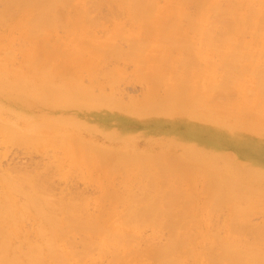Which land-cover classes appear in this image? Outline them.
I'll use <instances>...</instances> for the list:
<instances>
[{"label":"bare ground","instance_id":"6f19581e","mask_svg":"<svg viewBox=\"0 0 264 264\" xmlns=\"http://www.w3.org/2000/svg\"><path fill=\"white\" fill-rule=\"evenodd\" d=\"M87 1L88 0H0V5L2 4V6H4L3 9L0 10L1 24L3 23L5 26L11 21L10 23L12 26L14 25L16 28L22 27L24 40L27 41H25L27 45L25 51L27 55H29L25 63L28 66L34 65L33 69L29 70V72H34L39 76L49 77L54 74V66L60 67V65L65 63V59L63 58L60 60V64L52 63L53 59L50 52L45 56H41L40 54L39 46L41 44L42 47L45 46L46 39L51 36L54 31H57V29L70 30V37L74 40V44L72 46H66L68 47L67 51L69 53L75 54L81 52L82 43L80 42L88 37L90 31H87L82 24L87 16H89L86 10V8L88 9V7H86L88 4ZM164 1L165 3L163 6H160L159 0H99V2L96 3L98 7L103 5L104 7L105 5L118 6L126 11V15L128 14L130 18L128 19L131 21L128 20L127 23L130 22L135 30L126 31V33H124V29L126 28L124 25L125 28H121V30H119L120 33L117 34L119 36H125V39L132 42V50L127 52L128 55H126L127 53L124 51L125 55L128 57L134 56L135 54L133 53L135 51L133 49L140 47V57L133 58L137 60L140 67H144L140 69V72H146L153 87L157 86L158 81H169L170 94L167 99L173 100L169 104L170 108L183 109L188 107L189 109H198L204 112L206 109L204 106L206 103H209L208 99L211 93L215 91L233 93L232 90L236 89L244 90V92L249 93L253 88H258L254 92H257L260 98L264 100V67H262L264 66V0ZM191 4L197 5L198 10L196 15H190L188 11L186 12V7ZM73 9L77 12L76 16H72L75 12L69 15L71 14L70 11ZM190 13L192 12L190 11ZM1 24L0 26L3 25ZM247 33H251L254 40H250L251 42L245 41L243 36L248 35ZM195 40L200 41L198 45L195 44ZM110 49L119 53L117 49ZM107 50H109L107 46L99 45L91 49L90 53L94 56L102 54L108 58V56L110 57V53H108L109 51ZM2 51H4V53L6 52L5 55L8 54V57L12 55L10 47L3 48ZM106 54L108 56H106ZM214 55H216V57L218 56V61L212 59ZM163 56L166 57L171 69L174 70L170 78L159 65V63L164 62L161 58ZM107 58L103 60L104 63L106 60L109 61L111 57ZM158 58L159 60L156 61ZM3 59L4 57L0 56V64H5ZM261 62L263 63L260 64ZM88 64L91 67H95L99 62L97 58H94L93 61ZM258 67L261 68L259 69ZM181 71H184L185 74L183 75ZM93 72L94 70L91 74ZM244 85H246V89L245 87L243 89ZM74 92L79 91L75 90ZM254 92H251L252 94H250L249 97H251V95L253 96ZM153 95L152 93L149 99L155 101L152 99V97L155 98ZM187 95H193V100L190 104H187V102L182 99L176 98L178 96H180V98L186 97ZM57 98H47L43 96V94L37 95L31 92H18L17 94L12 91L0 92V104L12 105L13 102H16L18 113H24L26 109L28 110L27 112L32 113L34 107L41 108L43 106L47 107L46 109L49 112L54 113L56 110L62 109V104ZM250 100L246 101V103L258 108L257 102L249 103ZM17 101H19V103ZM74 101H72L74 103H71L72 106L69 108L70 113L67 114L68 120L64 121L65 123L91 127L95 132L107 136L115 135L119 137L120 140L124 141V144L129 143L130 140L135 137L134 134L136 131L130 128L129 124L132 121H141L144 119L143 116L139 117L128 112H124V114L120 115L113 111V109L101 106L100 104L88 103L87 101L83 102L81 100ZM147 102L149 105L153 103L151 101ZM63 107H65V104ZM230 109L232 110L233 108ZM230 109H227V111H230ZM261 111L263 112V110ZM261 111L260 114L262 113ZM232 112L234 115L238 114L236 110ZM243 114H245L244 117L241 116L239 118L246 120V123L250 124L251 127H255V124L260 123H258V121L261 119H257V113L250 114L245 112ZM4 125L2 123L0 127H4ZM8 125L9 126L6 125V127H13L10 124ZM47 128L49 129V127ZM16 133V135L20 136L19 138L22 137L21 139H23V142L26 139L25 137H32L24 136L23 132L22 135H20L21 133L19 131ZM194 133L195 132L190 130L187 135L191 138ZM29 134L31 135L32 133ZM68 138L70 137L68 136ZM27 140L31 142L30 140L33 139ZM29 142H27V144ZM34 142L38 143L40 141L34 140ZM76 142L80 143V145L83 144L85 147L94 146L92 142H84L82 139L76 140ZM208 146H213V143L208 139H202L201 150L207 152L205 147ZM95 147L98 146L95 145ZM213 147L219 151L221 146L214 144ZM98 150H100L99 152L108 153V157H112V162L110 161L108 164L105 162V157H102V162L104 160L103 163L94 164L98 168L104 167L108 175L109 173L111 174L109 171H116L118 165L124 163L125 157L128 155L124 153V150L114 151L103 147H98ZM92 151L93 149L89 150V152ZM104 153L101 154L105 156ZM184 158H177L176 160L165 162L161 168L156 167L154 182L161 176L170 186L174 187L176 184V187L181 190L176 189L177 195L170 198H163L160 196H155V198L148 197L150 201V205L148 203V206L150 209L152 208L150 210L151 213H157L159 210L162 211L163 209L160 207L163 203V205H166L167 201L171 203L174 210L178 208L176 206H179V204L185 205V208L188 207L192 210L197 206H195L193 202L194 196L190 194L188 185L195 183L193 169L201 165L204 166V164L201 161H189ZM141 160L142 155L136 154L135 161L139 163ZM73 166L75 167L74 164ZM129 166L131 167V165ZM133 169H135V167H133ZM216 175L218 179H216L214 183H210L211 185H207L204 189L206 195L204 200H208V202L212 203V207L222 208L223 206H227L231 209L226 239H223L219 232L214 234L209 232L210 230L207 231L205 228L204 230L201 225L198 231H194L195 229H183L182 226H172L170 227L171 232L169 231L170 236H168L170 239L167 242L164 240L166 243L163 242L164 244L162 245L160 243V245L158 243L154 244L153 237V243L147 240L145 246L136 241L137 238L133 235L132 229L124 226V222L120 223L117 221L113 223L116 219L114 218V220H112L114 215L112 216L110 213L107 215V218H110L108 220L110 221L109 224H104L105 222L101 221V218L98 216L91 217L92 215H86L81 218L79 211L82 210V206L80 207V204H76L75 201L74 203L78 205L81 210L78 211L79 208L75 209L76 206L73 207L74 203L72 204V202H66L67 205L69 203V205H71L66 207V203L64 202V207H66L67 210L65 209L64 211L63 209V212L60 213L64 207L58 208L54 206L56 204L54 200H58L57 198H46L44 192L45 196L41 194V188L44 189L45 184L39 183L37 180L39 178L37 176L36 180L39 185L36 181H31V176L24 175L25 180H22L20 176L21 181L25 184L24 187L28 185L30 188L27 193L25 192L26 194L24 197L22 191H19V186L15 184V181H13L12 178L5 177V180H3V182L5 181V197L3 202L0 203V264H82V261H84L88 255L89 257L91 256L90 253L94 249H96L94 251H97V253L99 252V254H101V251L102 254L106 252V254H111L113 256L111 257L114 258V260L112 259L113 261L110 262L111 264L112 262L115 264L117 261H120L121 264H187L185 262L188 257L193 258L196 264H264V252L262 251L264 250L262 249L264 244L261 246L264 238V229L259 228L262 225L258 227L262 230V233L256 235L260 238L256 237L255 239L253 237L255 239H253L254 242H251L253 240H251L252 238H249V236V239L246 238V240H250L249 242L243 239L244 230L246 231L245 228L247 226L244 228L236 227L240 224L238 220H244L243 218L246 220L249 219L248 216L252 214V208L254 210V207L251 208L250 205L254 206L255 203L257 205L261 200L264 204V195H262L264 191L259 187L252 186L249 181L236 180L224 173H217ZM26 177H28V180ZM29 177L31 179H29ZM36 177H34V179ZM39 180L42 181L41 179ZM180 182H182L185 188L182 184L179 185ZM28 187H26V190ZM231 187H233L235 191H230ZM36 191H38L41 196L43 195L42 198L36 195ZM46 191L49 192V190ZM121 192H117V194H113V196L110 195L113 199V204L115 201L124 202V195ZM14 193H21L20 195L23 197L22 200L13 197L12 194ZM133 198L129 201L131 203L128 205L129 214H126L128 215L127 218H124V212L122 214L116 212V216L119 214L118 217L126 219L125 222L127 226L129 225L128 223L131 224L133 221H138L139 213L135 211V208L140 203L139 201L143 204V202L148 199L144 196L143 198L146 200H142L143 198H139L138 200V197L134 200ZM50 201L54 204L52 205ZM135 201L136 206L134 205L133 207ZM56 202L57 204L61 203L60 200ZM261 203L260 205H263ZM61 205L62 204L58 206ZM203 206H205V203ZM70 207H73L74 210ZM260 207L258 208L257 205L256 209L260 210ZM33 210L35 212H33ZM119 212L121 213V211ZM167 213L168 211L164 212V214ZM187 216L189 217L188 213L182 214L181 217L186 220ZM29 218L38 221L36 227L37 238L33 240L29 237L26 230H24V222L26 220L29 222ZM189 221L190 220H188V222ZM234 221L235 227L233 225ZM191 222L193 224L199 223L197 217H192ZM236 223H238V225ZM204 225L206 226V223ZM195 226L197 227L198 225ZM198 228L199 227H197V229ZM256 228L257 227H255V229ZM255 229H252V231ZM241 230L243 232H241ZM261 230L259 231L256 229L257 232H261ZM155 231L159 233L158 230ZM247 231L249 232L251 230L247 228ZM237 232L243 234L241 235L243 238H240V242H244L245 245H240L241 247L238 246L240 242L237 244V238L239 239L237 235L240 236ZM257 232L253 233L256 234ZM153 233L155 232L153 231ZM77 235L81 236L78 237L81 238L80 246L83 250H78V248H76L78 243L76 242L77 240H74ZM160 235L163 237L162 234ZM218 235H221V237ZM207 239L212 241L214 246L211 245L212 243L208 246L210 241L206 244L205 241ZM259 241L262 243H259ZM243 246H245V249L247 247V249L243 250ZM240 248H242V250H240Z\"/></svg>","mask_w":264,"mask_h":264},{"label":"rangeland","instance_id":"374dc122","mask_svg":"<svg viewBox=\"0 0 264 264\" xmlns=\"http://www.w3.org/2000/svg\"><path fill=\"white\" fill-rule=\"evenodd\" d=\"M87 2L86 7L88 9L86 8V10L89 16H87L82 24L87 31H90L88 37L80 42L82 43L81 52L72 54L67 51L68 47L66 46L74 44V40L70 37L69 29H57L46 39L45 46L42 47V44L39 46L41 56H45L49 52L52 54V63L60 64V60L62 58L65 59V63L60 65V67H53L54 74L49 77L29 72V70L33 69L34 65L28 66L25 63L29 55L25 51L27 45L25 44L26 40H24L22 27L16 28L14 25L12 26L11 21L4 26L3 23V25L1 24L2 21H0L2 25L0 26V56L4 57L3 61L5 62V64H0V92L12 91L15 94L18 92L43 94L47 98L58 97L57 99L62 104V109L56 110L54 113L49 112L45 106L41 108L34 107L33 112L31 111L32 113L27 112V109L24 113H18L16 102H13L12 105L0 104V124L3 123L4 125L7 123V126L10 124L14 127H6V125H4L6 128L0 127V203L3 202L5 197V181L3 182L5 177L12 178L15 181L24 197L30 189L26 185L28 187L26 190L25 184L21 181V177L22 180H25L24 175H26L31 176L32 179L29 177L31 181L34 180L38 183V180L39 183L46 185H44L45 190L41 188L40 191L42 192L41 194H46V196L44 195L46 198L51 197V199L57 198L60 200V204L62 205L58 206L60 205L56 202L58 200H54V203L57 204L54 206L61 208L62 206L64 207L66 202H72L73 204L75 201L76 204H80V207L82 206V210L75 203L73 206L77 207L75 209L79 208L78 211L81 210L79 211L81 218L86 215H92L91 217L98 216L101 218V221L105 222L104 224H109L110 221L108 220L110 218H107V215L110 213L112 216L114 215L112 220L116 219L113 223L117 221L120 223L124 222V226L132 229L133 235L137 238H135L136 241L141 243V245L144 244L143 246H145L147 240L153 243V237L154 244L160 243L162 245L166 243L170 239L168 236H170V227L172 226H182L183 229L190 230L195 229L194 231L200 230L202 226L203 229L210 230L209 232L214 234L221 233L224 239L229 228L228 223L231 209L227 206H223L222 208L212 207V203L204 200L206 196L204 189L207 185H211L210 183H214L218 179L217 173H224L236 180L249 181L252 186L259 187L264 191V100L260 98L257 92H254L258 88H253L251 92H254V95H251V97L249 95L252 93L249 91V93H246L244 90H232L233 93L215 91L210 94L208 99L210 104H205L204 107L206 109L204 112L198 109H189L188 107L183 109L170 108L169 104L173 100L167 99L170 94L169 81H158L157 86L153 87L146 72H140V69L144 67H140L137 60L133 59L134 57H140V47L133 49L135 51L133 53L135 54L134 56H126L128 55L127 52L132 50V42L125 39V36L117 35L120 33L119 30L123 27L125 28V26L124 33L135 30L134 26L130 23L128 14L126 15V11L118 6L105 5L104 7L103 5L98 7L97 3L99 0H88ZM159 2L160 6H163L165 3L164 0H159ZM3 7L1 4L0 10ZM73 10L70 11L71 14L69 15L75 12L72 16H76L77 12ZM197 10V5L191 4L186 7V12L188 11L190 15H196ZM128 20L130 22L127 23ZM247 34L243 36L245 41L254 40L251 33ZM194 42L198 45L200 41L195 40ZM99 45H105L109 49L107 51H109L108 53H110L111 58L106 54L110 60H106L105 63L103 61L107 58L105 55L99 54L98 56H94L90 53L91 49ZM6 47L11 48L12 55L10 57H8V54L5 55L6 52L2 51ZM110 48L117 49L119 53L114 52ZM124 51L127 53L126 55ZM94 58H97L99 64L91 67L88 63H91ZM161 58L164 62L159 63V65L170 78L174 70L169 66L165 56ZM217 58L218 56L216 57V55L212 57L213 60L218 61ZM158 60L159 58L156 61ZM258 68L260 69L261 67ZM93 70L94 72L91 74ZM181 73L185 74L184 71H181ZM246 85L243 86V89L244 87L246 89ZM75 90L79 92H74ZM152 93L155 96L152 99L155 101L149 99ZM176 98L190 104L193 100V95L181 98L178 96ZM74 100L100 104L101 106L113 109V111L120 115L128 112L139 117L143 116L146 120L132 121L129 124L130 128L136 131V133L129 143L124 144V141L115 135L107 136L95 132L91 127L65 123L64 121L68 120L67 114L70 113L69 108L72 106L71 103L75 102ZM248 100H250L249 103L257 102L258 108H255L254 105H248L246 103ZM147 101L153 103L149 105ZM17 102L19 103V101ZM64 104L65 107H63ZM230 108L233 109L231 110ZM227 109H230V111H227ZM233 110H236L238 114L234 115ZM260 111L262 112L261 114ZM242 112L257 113V119H261L258 121L260 123L255 124V127H251L250 124L246 123V120L239 118L241 116L244 117L245 114ZM190 130L195 132L191 138L187 135ZM15 131H19L20 135L23 132L24 136L32 137H25L26 139L23 142L22 137L19 138L20 136L16 135ZM29 133L32 134L30 135ZM27 139L33 140L29 142ZM81 139L84 142H92L94 146L85 147L83 144L80 145V143L76 142V140ZM202 139L210 140L213 146L214 144L221 146L219 151L213 146H208L205 147L207 152H203L201 150ZM34 140H39L40 142L35 143ZM27 142L29 143L27 144ZM95 145L114 151L124 150V153L128 155L125 157L124 163L118 165L117 170L121 169L114 172L108 170L111 172V174L108 172V175L104 167H96L94 164L103 163L104 160L102 162V159L104 157L106 159L105 162H107L106 164L110 161L112 162V157H108V153L99 152L100 150ZM90 149H93V151L89 152ZM101 153H104L105 156ZM136 154L142 155V160L139 163L135 161ZM183 156H187L188 158H184ZM177 158H184L189 161H201L204 164V166L201 165L193 169L195 183L188 185L190 194L194 196L193 202L197 206L192 210L188 207L185 208V205L179 204V206L175 205L178 208L174 210L171 203L167 201L166 205H163V203L160 207L163 209L162 211L159 210L157 213H151L150 210L152 208L150 209L148 206L150 202L149 198H155V196L170 198L177 195L176 189H180L176 187V184L174 187L170 186L161 176L154 182L156 167L161 168L165 162H170ZM36 176L42 181L37 179ZM34 177L36 178L34 179ZM41 184L40 186L42 187ZM181 184L182 182L179 185ZM230 189V191H235L233 187ZM46 190H49V192ZM38 191H36V195L42 198L43 195L41 196ZM110 192L113 193L111 194ZM117 192L123 193L124 205L121 203L122 201L112 203L113 199L111 196L113 194L116 195ZM17 194L14 193L12 196L18 198V200H22L21 193ZM262 195H264L263 192ZM143 196L146 199L149 198L146 200ZM132 198L134 200L135 198L138 200L139 198H143L142 200L146 201L143 204L139 201L140 205L138 204L137 206L135 204L136 201L134 202L133 207L134 205L136 208L138 207L137 209L135 208V211L139 213L138 221H133L131 224L128 223L129 225L127 226L126 219H121L118 216L124 212V218H127L128 215L126 214H129L128 205H130L131 202L129 201ZM261 202L257 204L258 208L261 206L260 210L256 209V203L254 206L250 205L251 208L254 207V210L252 208L253 211L251 210L252 214L248 216L249 219L243 218L244 220H238V223L241 224H239L240 226L236 223L239 226H236L237 228L247 226L245 228L246 231L244 230V235L241 234L242 230L239 233L237 232V234H240V236L237 235L239 237V239L237 238V244H239L240 238H243V236L245 240L246 238H252L251 240H253L259 237L256 235L262 233L261 229H264V204ZM67 203L66 207L70 204L67 205ZM204 203L205 206H203ZM260 203L263 205H260ZM66 207L62 208L60 213L63 212V209L65 211ZM73 207L70 208L73 209ZM208 210L209 213L211 212L210 214ZM163 211H168V213L164 214ZM33 212L35 211L33 210ZM116 212L119 213L118 216H116ZM186 213L189 214V217L187 216V219L184 220L181 216ZM192 217H197L199 223L193 224L191 222ZM188 220H190V223ZM205 223L206 226L204 225ZM37 225L38 221L34 219L24 222V230H26L32 240L37 238ZM195 225H198L197 227L199 228L197 229ZM233 225L235 227V221ZM255 227H257V230H261V232H257ZM247 228L251 231L252 229L255 230L248 232ZM155 230H158L159 233ZM253 232L257 233L254 234ZM221 235L218 236L221 237ZM78 236L80 235H77L74 241L77 240L76 242L79 245L75 244H77L76 248L79 250L82 247L80 246L81 236ZM207 240L205 241L206 244L210 241L209 239ZM254 240L251 242H254ZM262 241L263 243L259 241V243H262L261 246L264 244V238ZM210 243L214 246L212 241L208 243V246H210ZM243 244L244 242H240L238 246H242ZM244 247H242L243 250L245 249ZM263 247L262 249H264ZM94 250H92V254L90 253V257L88 255L82 261V264H111L110 262L114 260L111 254H106L107 252L102 254V251L99 254V252L97 253ZM262 251L264 252V250ZM193 260V258L188 257L185 263L196 264L195 260ZM115 264H121V262L117 261Z\"/></svg>","mask_w":264,"mask_h":264}]
</instances>
